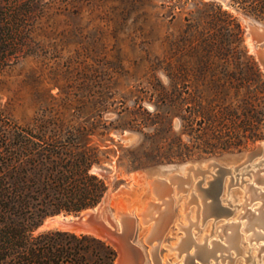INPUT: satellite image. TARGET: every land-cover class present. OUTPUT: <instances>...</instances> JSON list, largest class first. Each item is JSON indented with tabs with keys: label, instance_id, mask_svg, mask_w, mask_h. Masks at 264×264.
Wrapping results in <instances>:
<instances>
[{
	"label": "rangeland",
	"instance_id": "1",
	"mask_svg": "<svg viewBox=\"0 0 264 264\" xmlns=\"http://www.w3.org/2000/svg\"><path fill=\"white\" fill-rule=\"evenodd\" d=\"M211 2L229 9L240 23L243 43L237 49L207 45L213 31L208 29V20L197 18V12ZM0 8L17 42L21 41L17 51L7 47L10 57L0 66V120L13 131L32 129L36 120L56 122L63 130L85 129V141L98 149L101 159V165L91 172L106 176L107 191L113 195L102 220L118 228L117 211L134 213L131 237L139 251L138 264H156L145 242L153 224L142 219L148 203L155 200L153 187L147 183L158 178L168 184L171 176L185 183L179 190L177 184L171 186V223L155 242H159L157 258L161 262L182 264L187 254L176 256L180 253L176 245L186 237L183 227L196 243L212 248L211 242L228 247L225 234L231 233L233 224H239V240L236 237L233 249L218 250L205 263L186 261L264 264V251L259 248L264 240H252V232H241L247 219L238 218L246 210L263 206L261 200L247 201L250 194L245 189L249 184L257 193H264V183L255 180L264 179V165L259 164L264 155L246 164L243 160L233 165L220 161L254 150L264 142V136L245 148L212 155L196 149L192 158L183 160H157V155H168V148L156 146L169 137L172 142L180 139L182 146L192 143L181 128L189 104L176 116L156 117L159 96L162 92L172 95L173 84H177V98L187 103L194 98L191 105L196 114L201 108L217 113L230 105L240 107L245 99L240 86L246 64L256 63L264 75L247 28L263 23L231 9L228 0H0ZM201 119L195 116V128ZM150 124L160 127L155 137ZM194 146L200 148L201 142L196 140ZM213 159L218 160L217 165L208 166ZM140 162L145 165L131 169ZM164 165L181 167L166 173L154 170ZM190 166L193 170L187 171ZM101 168L103 174L97 172ZM122 188L135 189L136 197L119 195ZM214 201H219L220 208L205 215V204ZM53 216L73 219L78 215ZM38 228L35 234L58 230ZM90 238L112 252L106 260L98 246L89 243L90 260L100 258L115 264L116 249Z\"/></svg>",
	"mask_w": 264,
	"mask_h": 264
},
{
	"label": "trees",
	"instance_id": "2",
	"mask_svg": "<svg viewBox=\"0 0 264 264\" xmlns=\"http://www.w3.org/2000/svg\"><path fill=\"white\" fill-rule=\"evenodd\" d=\"M228 6L264 24V0H228ZM2 13L0 8V66L10 57L7 47L17 51L21 46ZM197 13V18L209 21L208 29L213 35L207 45L211 48L235 50L243 43L241 25L229 9L211 2ZM242 80L240 88L245 91V99L240 107L230 105L217 113L201 108L196 114L192 106L194 98L188 103L177 98V84H173L172 95L162 92L156 117L176 116L189 104V115L180 118L181 128L192 143L182 146L180 139L172 142L169 137L162 146L156 144L160 150L168 148V155H157V160L189 159L196 149L212 155L245 148L262 139L264 75L256 63L248 62ZM196 115L202 118L198 129ZM150 126L153 133L160 132V127ZM62 127L53 121L36 120L32 129L13 131L0 120V264H109L106 261L112 254L109 246L89 236L59 230L35 234L49 216H77L95 208L108 190L106 176L91 172L94 166L101 165V159L98 149L89 147L85 141L88 135L85 129L63 130ZM171 127V124L167 127L169 131ZM196 140L201 142L200 148L194 146ZM144 163H137L131 169ZM98 171L103 174L102 168ZM89 243L98 246L105 261L90 260Z\"/></svg>",
	"mask_w": 264,
	"mask_h": 264
},
{
	"label": "bare ground",
	"instance_id": "3",
	"mask_svg": "<svg viewBox=\"0 0 264 264\" xmlns=\"http://www.w3.org/2000/svg\"><path fill=\"white\" fill-rule=\"evenodd\" d=\"M249 42H250V46L253 49L252 40L250 39ZM242 160L244 161V158L241 155H236V156H231L229 158H224L220 161L221 162L227 161L228 163L233 165V164H236L237 162L242 161ZM217 162H218V160H217ZM242 164H244V162ZM263 165H264V163H263ZM252 167H254V166H252ZM190 170L192 171L193 167L190 166L187 168V171H190ZM193 172L196 173L197 171L194 170ZM197 173L200 174L201 172H197ZM231 174H232V172H231ZM168 180H169L168 184L166 183V180H165L166 185H164V186L159 185L156 182L151 181V180L148 181L147 184L150 187L151 186L153 187V194H154L155 200H154V202L150 201L148 203V207L146 209V212H144V214H142V219L145 222L149 219V221L153 224L152 227L148 229V231L150 232V235L145 239V242L150 246V255H151L152 259L156 262V264H169L167 261H164V263H163L160 261V259L157 258V248H158L159 242H157V244H155V242L159 241L161 239L162 234L166 231L169 224L171 223V211H172L171 208H172V202H173V198H172L171 194H173V192H174V188L171 186L174 184H177L178 185L177 189L179 190L181 188V185L185 183V181H183L180 178L175 177V176L169 177ZM255 180L256 181L258 180V182L262 181L264 183V179L262 177H257ZM245 190H246V193L250 194L249 197L247 198V201L252 202L254 200H261V201H263V206L260 207L261 209L258 208V209H253V210H246L245 214H241L238 217L240 219H243V218L247 219L246 222L243 223V228H242L241 232H252V235L249 236V238L252 240H256V241L264 240V232L257 231V229L264 231V193H261V192L257 193V190L254 187H252V185H249V184H246ZM136 195L137 194L135 193L133 198H135ZM166 198H168V199H166ZM249 205H250L249 203L245 204L243 208L246 209V207ZM162 207H163V209H162ZM116 208L120 209V205H118ZM125 209H127V208H125ZM204 213L207 216H210L214 213V209L210 203L205 204ZM156 214H158L157 217H156ZM116 218H117V222H118V228H116L112 225H108L106 223H104V224L109 229H111L113 231L115 230L116 232H119V233L124 231V230H127L128 227H130V229L133 227L134 219H135L134 213L124 212V214H123L120 211H117L116 212ZM68 219H70V218H68ZM233 225L234 226H233V228H231V233L225 234L226 244H228V247L222 246V245L215 243V242H211L210 244H211L212 248H207V244H205L206 246H204L202 244L196 243L195 240L193 239V235L190 234L189 229L183 227V230H185V233H186V237L182 238L180 243H178L176 245L177 246L176 250H178V252H180L176 256H181L185 253L187 254V256H184V259H182V264L183 263L184 264H191L189 262V260L193 261L195 259H199L205 263L208 261V259H210L211 257H214V253L216 251H218V250L229 251V250L233 249L235 247L236 237L239 240V234H236L239 232L238 231L239 224H233ZM180 228H181V226H180ZM226 230H227V228H225V231ZM131 241H132V239H131ZM259 248L261 249L260 252L264 251V246H261ZM125 252L127 254V251H125ZM186 258H188L189 260L186 261ZM260 259H262V257ZM131 260H132V255L128 252L127 262L130 263ZM263 260H264V257H263Z\"/></svg>",
	"mask_w": 264,
	"mask_h": 264
},
{
	"label": "water",
	"instance_id": "4",
	"mask_svg": "<svg viewBox=\"0 0 264 264\" xmlns=\"http://www.w3.org/2000/svg\"><path fill=\"white\" fill-rule=\"evenodd\" d=\"M248 33L250 39L253 43V52L256 56V59L262 69L264 71V26L260 24H251L248 25ZM244 158V164L264 155V142L256 145L254 150L246 153L240 154ZM213 162L209 163L208 166H216L217 163L215 159L211 160ZM196 162H192L190 164L194 165ZM264 163V159L259 161V164ZM181 165H164L158 166L154 170L160 171L162 173L170 172L172 170H176L180 168ZM192 167V166H191ZM101 174L100 171H97ZM176 177V176H175ZM159 185H166L165 180L156 178L154 180ZM135 189H127L122 188L119 191V195L126 196H134L136 193ZM113 195L110 191H107L105 197L94 209H89L77 216V218L68 219L65 217L61 219L59 216H52L46 219L41 226L38 228L39 230L47 229H58L63 232L75 234V235H83L97 238L103 242L108 243L112 247H114L117 251L118 257L115 264H138L139 261V251L132 243V228H127L122 232H116L115 230L109 229L102 220V216L105 212H107V205L111 202ZM213 209L220 208L219 201H214L211 204ZM122 248H121V247ZM128 252L132 255V260L130 263L127 262V254Z\"/></svg>",
	"mask_w": 264,
	"mask_h": 264
}]
</instances>
